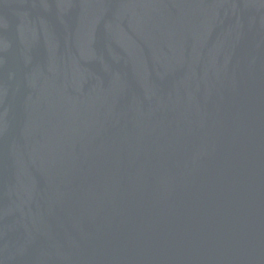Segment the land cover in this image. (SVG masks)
I'll return each mask as SVG.
<instances>
[{
  "label": "water",
  "instance_id": "95a60500",
  "mask_svg": "<svg viewBox=\"0 0 264 264\" xmlns=\"http://www.w3.org/2000/svg\"><path fill=\"white\" fill-rule=\"evenodd\" d=\"M0 264H264V0H0Z\"/></svg>",
  "mask_w": 264,
  "mask_h": 264
}]
</instances>
